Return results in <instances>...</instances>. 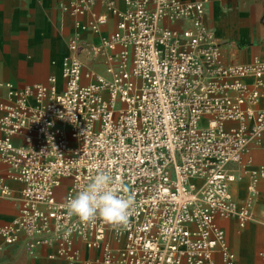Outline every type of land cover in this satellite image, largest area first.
I'll return each mask as SVG.
<instances>
[{
  "label": "built area",
  "instance_id": "obj_1",
  "mask_svg": "<svg viewBox=\"0 0 264 264\" xmlns=\"http://www.w3.org/2000/svg\"><path fill=\"white\" fill-rule=\"evenodd\" d=\"M95 2L117 17L90 48L112 51L108 77L73 56L60 88L53 76L0 83V196L7 181L22 183L18 215L0 235L29 252L54 246L68 264H215V255L232 264L217 220L242 228L253 218L264 166L245 155L264 131V60L223 61L208 0H70L63 10L79 18ZM93 18L96 31L106 19ZM81 48L73 37L69 49ZM98 170L135 197L126 227L66 215V200ZM244 175L236 200L230 186ZM77 244L93 255L82 258Z\"/></svg>",
  "mask_w": 264,
  "mask_h": 264
},
{
  "label": "crops",
  "instance_id": "obj_2",
  "mask_svg": "<svg viewBox=\"0 0 264 264\" xmlns=\"http://www.w3.org/2000/svg\"><path fill=\"white\" fill-rule=\"evenodd\" d=\"M114 2L123 8V0ZM69 5L70 0H0V83L23 87L45 84L53 76L60 88L62 71L73 56L84 68L109 76L105 70L113 65L109 60L112 51L103 49L92 55L90 48L114 32L117 17L101 2H95L82 16L74 18L63 10ZM93 14L106 19L96 31L88 26L94 21ZM205 22L213 30L226 64L247 63L253 57L264 60V0H208ZM81 24L86 28L81 29ZM75 36L82 48L72 52L69 42ZM4 100L6 88L0 85V103ZM259 106L264 108V99ZM246 158L252 166H264V131L259 142L249 143ZM247 181L244 175L231 184L236 200L245 196ZM7 187L9 193L0 196V228L16 218L20 207L22 183L7 181ZM217 222L235 254L232 264H264V177L259 182L252 220L242 228L231 218H219ZM77 247L82 258L93 255L82 245ZM54 251V246H38L29 252L24 240L6 244L0 235V264H68ZM214 261L222 264L218 255Z\"/></svg>",
  "mask_w": 264,
  "mask_h": 264
},
{
  "label": "clouds",
  "instance_id": "obj_3",
  "mask_svg": "<svg viewBox=\"0 0 264 264\" xmlns=\"http://www.w3.org/2000/svg\"><path fill=\"white\" fill-rule=\"evenodd\" d=\"M135 197L109 171L98 170L82 189L71 195L64 205L66 215L91 225L102 220L113 228L126 227Z\"/></svg>",
  "mask_w": 264,
  "mask_h": 264
}]
</instances>
